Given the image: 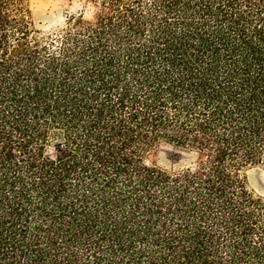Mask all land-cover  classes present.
Returning a JSON list of instances; mask_svg holds the SVG:
<instances>
[{
  "label": "trees",
  "instance_id": "16d2710c",
  "mask_svg": "<svg viewBox=\"0 0 264 264\" xmlns=\"http://www.w3.org/2000/svg\"><path fill=\"white\" fill-rule=\"evenodd\" d=\"M86 1L0 0V264H264V0Z\"/></svg>",
  "mask_w": 264,
  "mask_h": 264
},
{
  "label": "rangeland",
  "instance_id": "374dc122",
  "mask_svg": "<svg viewBox=\"0 0 264 264\" xmlns=\"http://www.w3.org/2000/svg\"><path fill=\"white\" fill-rule=\"evenodd\" d=\"M33 19L38 26L52 27L61 24L66 14L83 9L84 16L90 18L95 8L86 0H31ZM180 151L171 145H162L151 156L153 163L171 170L192 164L196 157L186 154L175 160L174 153ZM247 184L255 192L264 195V166H253L246 171Z\"/></svg>",
  "mask_w": 264,
  "mask_h": 264
}]
</instances>
